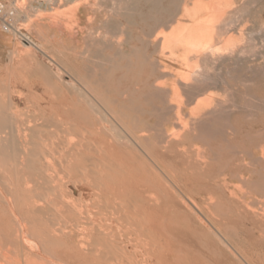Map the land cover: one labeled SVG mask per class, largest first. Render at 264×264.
<instances>
[{"label": "bare ground", "instance_id": "obj_1", "mask_svg": "<svg viewBox=\"0 0 264 264\" xmlns=\"http://www.w3.org/2000/svg\"><path fill=\"white\" fill-rule=\"evenodd\" d=\"M195 6L205 9L201 0ZM193 21L180 26L176 50L185 57L218 55L216 20ZM189 66L192 78L169 82L155 69L116 95L69 83L74 92L64 94L56 110L28 116L13 96L0 93V264H208L200 249L210 244L185 215L186 199L219 218L247 264H264V192L253 189L264 138L254 139L253 123L254 146L237 145L246 129L229 124L225 135L236 149L225 169L212 170V152L189 147L201 137L174 127L188 112L189 125L210 132L228 104L212 92L220 84L206 67ZM136 100L148 108L131 107ZM94 211L104 220L97 226Z\"/></svg>", "mask_w": 264, "mask_h": 264}, {"label": "rangeland", "instance_id": "obj_2", "mask_svg": "<svg viewBox=\"0 0 264 264\" xmlns=\"http://www.w3.org/2000/svg\"><path fill=\"white\" fill-rule=\"evenodd\" d=\"M197 1L59 0L51 9L30 7L24 11L25 18L20 19L18 24L40 49L31 44L27 46L20 37L4 32L0 23V34L6 35L11 43L8 48L0 45V93L13 96L22 112L28 116L32 111L42 108L50 112L56 110L63 99L61 97L74 92L69 83L84 86L93 84L98 93L116 95L127 89V84L145 82L151 77V70L155 69H161L156 72L157 76L165 77L169 82L175 78H192L189 65L199 63L219 81V90L212 92L218 95L219 101L228 104V110L226 114L223 113V117H217L210 132L203 133L193 128L192 124L189 125L191 117L188 112L184 114V123L176 120L174 129L192 137L199 135L200 141L192 139L193 146L190 144L189 147L212 152V159L208 156L211 169L223 170L230 159L229 153L235 151L237 144H231L226 138L225 131L229 124H239L246 129L243 128L242 133L248 136L241 134L237 145L254 146L249 135V127L253 123L256 126L255 133H251L254 139H257V135L258 139L264 138V0H201L205 9L196 8ZM194 18L206 26L209 20H216L212 22L216 36L213 46L220 50L219 56H210V52H207L203 57L196 58L194 54L185 57L182 56L184 50H176L175 41L180 37V26L193 25ZM170 38L172 40L168 42ZM124 47L130 49L129 54L124 51ZM164 66L169 71L165 74ZM233 85L235 89H232ZM144 106L146 104L143 103L142 107V102L138 100L131 105L137 109L148 108ZM244 121H248V125ZM152 133L158 136L162 134L160 130H152ZM209 135L213 137L209 138ZM259 142V149L264 148V141ZM260 161L262 165L257 167L259 174H256L253 185L258 193L264 192V159ZM186 202L190 209L182 205L185 215L198 225L203 232L202 238L210 244L203 251L200 249L203 256H207L206 261H211L207 263L247 264L223 232L224 225L219 218L205 208L198 209L187 199ZM100 217L94 211V226L104 222ZM211 244L217 249V257L210 252L214 250ZM97 250L94 249V254L98 253ZM43 264H46L45 259Z\"/></svg>", "mask_w": 264, "mask_h": 264}, {"label": "built area", "instance_id": "obj_3", "mask_svg": "<svg viewBox=\"0 0 264 264\" xmlns=\"http://www.w3.org/2000/svg\"><path fill=\"white\" fill-rule=\"evenodd\" d=\"M28 2L29 4L26 5ZM44 5V0H0V23L4 32L21 38L26 45L32 44L26 30L19 28V20L25 18L24 11L30 7Z\"/></svg>", "mask_w": 264, "mask_h": 264}, {"label": "crops", "instance_id": "obj_4", "mask_svg": "<svg viewBox=\"0 0 264 264\" xmlns=\"http://www.w3.org/2000/svg\"><path fill=\"white\" fill-rule=\"evenodd\" d=\"M57 3H59V0H44V5H41V7L51 9L52 5L53 4H57ZM37 6H39V5H37ZM0 45L4 46V47H7V48L9 46H11L9 38L6 35H4V34H0Z\"/></svg>", "mask_w": 264, "mask_h": 264}]
</instances>
